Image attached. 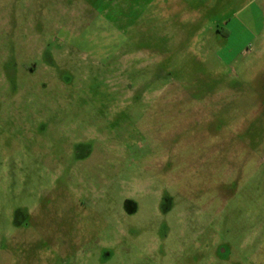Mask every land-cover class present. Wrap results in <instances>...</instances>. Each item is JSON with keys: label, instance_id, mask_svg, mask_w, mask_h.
<instances>
[{"label": "rangeland", "instance_id": "374dc122", "mask_svg": "<svg viewBox=\"0 0 264 264\" xmlns=\"http://www.w3.org/2000/svg\"><path fill=\"white\" fill-rule=\"evenodd\" d=\"M0 264H264V0H0Z\"/></svg>", "mask_w": 264, "mask_h": 264}, {"label": "flooded vegetation", "instance_id": "af4514ba", "mask_svg": "<svg viewBox=\"0 0 264 264\" xmlns=\"http://www.w3.org/2000/svg\"><path fill=\"white\" fill-rule=\"evenodd\" d=\"M52 43H49L46 51L43 53V57H39L36 60L32 62V68H28L27 71H31L34 73H42L44 72V69H42V66L45 65V70H48L52 77L49 79V81H43L42 83H39L38 85H35V93H38V97L40 98L43 96H49L53 99L57 96V94L62 93L61 89L65 88V93L68 94V92L72 91V87L70 86L69 82L62 81V76H60L59 71L57 69V64L55 63L58 61L54 50L50 49ZM16 59H8L7 62L3 63L4 66H10V70L14 71V75H9L8 78L14 77L17 75V68L19 66V62ZM58 89V91H57ZM38 91V92H37ZM37 97V98H38ZM67 100L69 99V96H66ZM83 131V130H82ZM80 135L84 136L83 132L80 133ZM81 139H84L82 137ZM78 140V139H77ZM71 154V151L69 152Z\"/></svg>", "mask_w": 264, "mask_h": 264}]
</instances>
